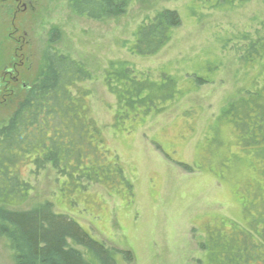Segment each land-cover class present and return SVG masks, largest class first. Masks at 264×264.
<instances>
[{"label":"rangeland","instance_id":"obj_1","mask_svg":"<svg viewBox=\"0 0 264 264\" xmlns=\"http://www.w3.org/2000/svg\"><path fill=\"white\" fill-rule=\"evenodd\" d=\"M165 9L181 18L170 43L152 57L129 53L136 28ZM258 32L264 33V0L234 6L140 0L105 21L74 15L68 0H0V69L23 78L25 93L39 78L48 47L83 64L91 75L84 85L90 115L103 142L90 153L98 165L84 167L103 182L76 178L80 191L49 166L28 177L33 193L25 209L50 201L55 212L118 251L117 264L224 263L230 240L240 245L239 237L264 226V137L254 125L259 120L254 114L244 120L234 109L224 114L254 84L239 50L245 36ZM21 59L25 65L12 66ZM117 62L156 82L148 94L149 114L120 109L105 81ZM12 109L0 106V123ZM242 121L255 129L257 144L248 143L254 133L238 128ZM123 252H131L132 263ZM236 254L244 257L243 251ZM0 264H15L3 238Z\"/></svg>","mask_w":264,"mask_h":264},{"label":"trees","instance_id":"obj_2","mask_svg":"<svg viewBox=\"0 0 264 264\" xmlns=\"http://www.w3.org/2000/svg\"><path fill=\"white\" fill-rule=\"evenodd\" d=\"M138 1L68 0V4L78 17L105 21L124 15ZM219 1L234 6L235 2L243 4L251 0ZM180 25L176 11L156 12L136 28L127 46L129 53L156 56L170 43ZM243 40L240 63L246 72H254V84L224 114L234 109L244 120L254 114L259 120L254 124L256 131L264 137V33L245 36ZM42 61L39 78L25 93L23 78L7 77L0 69V80L6 78L0 87V106L13 107L10 116L0 123V238L8 243L15 264H117L118 251L94 239L68 216L55 212L50 201L25 209L33 193L28 177H36L49 166L71 181L73 186H68L80 191L77 180L80 177L103 180L84 168L98 165V156L93 160L90 153L103 147L100 127L90 115L89 91L84 87L91 78L89 71L70 55L52 47L45 49ZM23 64L22 59L12 62L15 68ZM105 81L121 110L134 111L137 115L143 109L144 115L149 114L153 102L148 94L156 82L125 62L111 63ZM238 128L249 134L255 132L243 121ZM257 140L254 133L248 143L257 144ZM116 166L113 165L119 172ZM260 187L256 186L257 194ZM259 210L264 212L261 207ZM260 229L251 236L249 232L248 237H239L240 245L235 246L230 240L224 246L227 250V254L223 253L224 263L211 259L213 264H264V226ZM250 237L254 238V244ZM217 241L212 243L213 247ZM241 251L244 257L236 254ZM121 254L127 263H132L131 252Z\"/></svg>","mask_w":264,"mask_h":264}]
</instances>
